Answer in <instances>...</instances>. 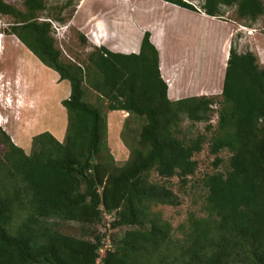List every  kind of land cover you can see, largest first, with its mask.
Wrapping results in <instances>:
<instances>
[{"label":"trees","instance_id":"1","mask_svg":"<svg viewBox=\"0 0 264 264\" xmlns=\"http://www.w3.org/2000/svg\"><path fill=\"white\" fill-rule=\"evenodd\" d=\"M164 1L197 11L191 0ZM70 5H61L58 13ZM233 6L240 19L255 22L264 14V0H204L201 10L218 18ZM23 7L0 0V15L13 19L0 33L16 35L69 81L71 92L62 101L68 119L63 141L41 132L27 154L0 126L6 146L0 158V264H264V67L258 55L232 45L221 101L219 96L173 101L149 31L138 53L95 47L85 67L64 60L53 36V19L65 23L75 9L66 19L41 20L46 0H23ZM85 83L98 94L95 102L87 99ZM101 99L110 111L143 121L123 166L104 146L108 122ZM215 104L218 130L209 148L216 165L218 154L228 150L230 168L204 175L206 215L193 218L180 228L182 237L174 238L171 222L154 208L180 204L168 181L178 177L185 185L196 174L194 156L207 140L202 133L185 142L175 129L182 114L193 123L209 122ZM154 174L164 181L153 180ZM107 214L112 227L128 229L116 242L108 236L111 247L100 253L107 234L98 226ZM52 219L97 229L76 237L62 233Z\"/></svg>","mask_w":264,"mask_h":264},{"label":"rangeland","instance_id":"2","mask_svg":"<svg viewBox=\"0 0 264 264\" xmlns=\"http://www.w3.org/2000/svg\"><path fill=\"white\" fill-rule=\"evenodd\" d=\"M23 9V0H5ZM70 1L71 5L58 13V8ZM79 0H46L47 10L41 13V20L46 17L68 18L72 15ZM145 1V0H144ZM150 4L155 0H147ZM200 11L204 0L190 1ZM148 5V3H143ZM99 5V4H97ZM224 15L218 17L221 20L234 21L245 27V30L238 31L232 37V45L243 53L252 51L259 57L260 64L264 67V14L255 22L248 19H240L237 16V7H224ZM75 12V11H74ZM74 15V13H73ZM13 19L0 15V31L8 28V23ZM53 36L56 46L62 52L64 60H76L85 67L90 65L89 54L95 49L89 42H82V34L74 26H61L67 23L54 20ZM69 21V20H68ZM58 22V23H56ZM213 26L210 25L212 30ZM3 37V50L0 52V126L11 136L13 142L24 149L27 154L33 150L32 139L36 134L49 131L58 138L64 139L67 128V111L62 101L69 97L71 86L68 80H61L59 75L43 63L31 51L18 50L13 48L12 37L0 33ZM18 44V43H17ZM232 47V46H231ZM86 97L89 101L95 102L98 94L92 89L89 83H85ZM85 97V99H86ZM99 98V97H98ZM86 99V100H87ZM102 100V101H101ZM99 107L107 117L108 132L104 140L105 148L112 154L117 166H123L131 155V144L138 135L143 121L137 117H127L125 111H110L106 107V99H101ZM221 101V97H216ZM215 104L210 112L209 122L193 123L186 114H182L180 123L175 129L176 135L185 142L205 134L207 140L203 150L195 154L198 162L196 174L189 176L184 185L178 177H173L169 182L173 190L180 197L178 205H159L154 208L161 213V217L171 222L173 226V237H182L180 228L190 225L193 218L206 215L205 201L207 190L203 185V177L206 173L214 171L226 172L229 170L231 153L228 150L221 151L218 156L220 164L216 165L217 155L210 152L209 145L218 130V114ZM2 122V124H1ZM210 124L211 128L207 129ZM5 126V128H4ZM15 140V141H14ZM6 146L0 142V158L4 154ZM152 179L163 182L158 175L154 174ZM62 233L76 236L89 237L97 227L84 225L75 221L50 220ZM16 220L15 224H19ZM101 233L111 236L114 242L128 229L126 226L112 227V219L103 218L98 226Z\"/></svg>","mask_w":264,"mask_h":264},{"label":"crops","instance_id":"3","mask_svg":"<svg viewBox=\"0 0 264 264\" xmlns=\"http://www.w3.org/2000/svg\"><path fill=\"white\" fill-rule=\"evenodd\" d=\"M61 26L76 27L92 46H105L124 54L138 53L145 32L149 31L159 52L160 72L168 85V97L173 101L220 96L232 37L245 30L234 21L164 0H155L153 4L147 0H79L73 17ZM7 36L12 37L13 48L24 53L31 51L16 35ZM3 47L1 37L0 52Z\"/></svg>","mask_w":264,"mask_h":264},{"label":"built area","instance_id":"4","mask_svg":"<svg viewBox=\"0 0 264 264\" xmlns=\"http://www.w3.org/2000/svg\"><path fill=\"white\" fill-rule=\"evenodd\" d=\"M106 217L109 219H112V217L108 214L106 215ZM106 239H107V242H106L105 246L100 249V253H104L105 249H110V247H111L109 237L107 236Z\"/></svg>","mask_w":264,"mask_h":264}]
</instances>
